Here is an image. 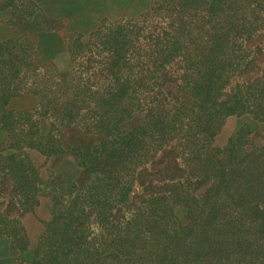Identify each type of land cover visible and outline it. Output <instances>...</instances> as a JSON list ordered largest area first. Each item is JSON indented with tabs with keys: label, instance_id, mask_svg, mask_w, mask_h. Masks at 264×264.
<instances>
[{
	"label": "trees",
	"instance_id": "trees-1",
	"mask_svg": "<svg viewBox=\"0 0 264 264\" xmlns=\"http://www.w3.org/2000/svg\"><path fill=\"white\" fill-rule=\"evenodd\" d=\"M235 12L229 10L225 25L218 23L201 34L202 47L197 52V70L193 73L196 81L184 86L181 100L174 96L167 100L170 86L165 88V84L152 81L154 77L147 78L143 70L134 72L130 66H119L116 62L119 53L113 52L106 67L81 70L86 75L79 83L83 89L65 98L64 106L49 112L50 101L44 102L46 95L41 90L15 85L17 79L20 83L24 79L18 78L21 69L16 66L15 70L9 51L4 67L0 66V130L5 133L0 146V184H11L9 201L17 202L25 214L38 204L36 196L46 191V184L39 178L38 168L29 156L32 149L47 158L71 157L83 171L82 185L90 182L82 194V188L75 181L59 183L57 189H51L59 194L61 203L52 206L57 210L33 249L34 259L39 258L41 264H98L101 257L104 262L108 258H123L125 262L137 256L138 247L149 252L141 238L140 209H147L149 215H160L166 225L171 213V208H166L167 201L176 202L179 196L175 190L165 191L153 185L161 173L157 170L158 163L153 161L164 147L171 126L180 124L179 131L190 132L184 129L189 123L182 125L188 118L185 112L190 105L194 119L187 121L195 125L197 133V191L205 188L197 194L195 205L197 242L192 250H197V263L264 264L263 156L259 152L244 151L249 134L245 126L238 131L233 149L211 145L229 115L248 113L264 120V78L256 76L252 82L249 78L246 80L247 71L241 68L245 66L242 62L246 55L241 54V48L230 47V42L242 38ZM238 49L241 52L237 54ZM237 77L232 83L231 79ZM45 90L47 97L50 96ZM21 92L38 99L35 109L9 108L10 100ZM190 97L194 98L192 102ZM41 116L52 119L46 135H41L38 128ZM61 127L80 128L97 135L99 141L90 155L77 150H71L72 154H57L54 148ZM187 135L183 134L182 138L189 139ZM58 146L66 145L59 143ZM149 163L156 167L153 174H149ZM99 173L104 183L92 181ZM135 184L142 186L145 199L130 210L129 197ZM194 191L182 192L187 204V198H196ZM114 210L130 213L129 228L123 230L118 227L120 224H114ZM91 220L104 235L103 241L91 244L88 240ZM221 223L235 228H245V223L249 228L254 226L255 238H250L249 232L243 234L241 228L236 237L224 239ZM25 246L24 251L28 250ZM157 247L151 252L155 255V264H165L168 245L161 242Z\"/></svg>",
	"mask_w": 264,
	"mask_h": 264
},
{
	"label": "rangeland",
	"instance_id": "rangeland-1",
	"mask_svg": "<svg viewBox=\"0 0 264 264\" xmlns=\"http://www.w3.org/2000/svg\"><path fill=\"white\" fill-rule=\"evenodd\" d=\"M231 9L236 11L237 28L242 38L230 42V47L232 50L241 48V54L246 55L242 62L245 66L241 67L247 71L246 80L249 78L252 82L256 76L263 79L264 0H0V66L4 67L10 51L15 70L16 66L21 69L18 78L25 81L20 83L17 79L15 85L27 90H41L43 96L46 95L44 102L50 101L47 103L49 112L64 106L65 98L83 89L79 83L86 75L80 73L81 70L106 67L113 52L119 53L120 58L116 60L119 66H130L134 72L143 70L147 78L154 77L152 81L165 84V88L170 86L167 100L172 96L181 100L184 86L196 81L193 73L197 70V52L202 47L201 34L217 27L218 23L225 25L224 20ZM239 52L238 49L237 54ZM237 79L239 77L232 78L231 82ZM45 89L51 97H47ZM37 100L35 96L21 92L10 100L9 108L35 109ZM193 100L190 97V101ZM187 109V119L193 120L190 105ZM39 119L40 133L46 135L52 119L43 116ZM187 119L182 125L189 123L184 129L190 132L179 131L180 124L171 126L164 147L153 161L158 163L157 170L161 172L153 185L165 191L175 190L179 195L176 202L167 201L166 208H171L168 223L165 225L160 215H149L147 209H140L141 238L149 252L138 247L137 256L133 255L125 262H122L123 258H108L104 262L101 257L98 264H155V255L151 252L156 251L161 242L169 248L165 264H198L197 250H192L197 242L195 205L197 194L205 188L200 187L197 191V133L195 125ZM243 126L249 131L244 151L259 152L264 161V120H257L248 113L227 116L211 145L233 149L237 133ZM60 131L54 148L57 154H72L71 150H77L90 155L99 141L97 135L80 128L61 127ZM4 134L0 130V146ZM183 134H188L189 139L184 140ZM59 143L66 146L59 147ZM29 156L38 168L39 178L46 184V191L36 196L38 204L24 214L17 202L9 201L11 184H0V264H41L39 258L34 259L33 249L57 210L54 208V211L52 206L61 203L59 194L51 189H57L59 183L65 185L75 181L79 189L82 188V194L90 186V182L82 185L83 171L69 156L47 158L37 149L29 151ZM148 168L149 174L155 172L152 163ZM102 179L99 173L92 181L104 183L105 179ZM193 189L196 198H187V204L182 192ZM144 197L142 186L135 184L129 197L130 210L141 205ZM113 213L114 224H120L118 227L123 230L129 228L130 213L116 210ZM221 224L224 239L236 237L237 230L242 228ZM246 227L242 228L243 234L249 232L247 235L255 238L254 226ZM88 228L91 244L105 239L93 220ZM25 244L26 251L22 250Z\"/></svg>",
	"mask_w": 264,
	"mask_h": 264
}]
</instances>
